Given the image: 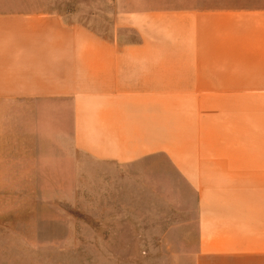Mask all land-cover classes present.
I'll list each match as a JSON object with an SVG mask.
<instances>
[{"label": "crops", "instance_id": "obj_1", "mask_svg": "<svg viewBox=\"0 0 264 264\" xmlns=\"http://www.w3.org/2000/svg\"><path fill=\"white\" fill-rule=\"evenodd\" d=\"M91 182L148 264H264V0H0V264L40 246L6 184Z\"/></svg>", "mask_w": 264, "mask_h": 264}, {"label": "rangeland", "instance_id": "obj_2", "mask_svg": "<svg viewBox=\"0 0 264 264\" xmlns=\"http://www.w3.org/2000/svg\"><path fill=\"white\" fill-rule=\"evenodd\" d=\"M92 25L104 27L106 24ZM6 185L10 194L31 191L33 185L37 189L39 197L13 199L9 204L10 211L14 210L11 217L15 218L17 202L23 207H35L41 211L39 217L34 216L36 220L40 219L34 231V238L39 237L40 240L39 248H35V264H148V233L152 232L136 231V224L118 222V215L99 214L98 211L105 209L97 207L100 200L96 199V182L90 183V213L82 215L73 212L77 205H72L64 197V191L59 189L49 190L43 184H30V187ZM103 202L101 200V206ZM25 217L27 215H22Z\"/></svg>", "mask_w": 264, "mask_h": 264}]
</instances>
